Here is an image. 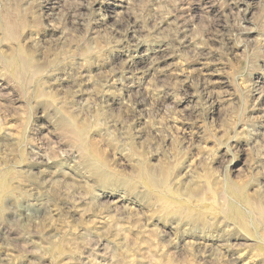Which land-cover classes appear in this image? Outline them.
<instances>
[{
	"label": "rangeland",
	"instance_id": "rangeland-1",
	"mask_svg": "<svg viewBox=\"0 0 264 264\" xmlns=\"http://www.w3.org/2000/svg\"><path fill=\"white\" fill-rule=\"evenodd\" d=\"M0 264H264V0H0Z\"/></svg>",
	"mask_w": 264,
	"mask_h": 264
}]
</instances>
